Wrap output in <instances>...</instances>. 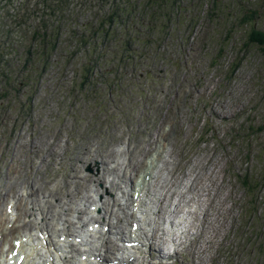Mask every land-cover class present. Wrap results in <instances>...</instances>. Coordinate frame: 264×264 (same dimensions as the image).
<instances>
[{"label":"rangeland","instance_id":"rangeland-1","mask_svg":"<svg viewBox=\"0 0 264 264\" xmlns=\"http://www.w3.org/2000/svg\"><path fill=\"white\" fill-rule=\"evenodd\" d=\"M109 4L0 0V218L17 200L29 226L35 217L23 212L43 205L61 181L52 205L74 211L85 203L82 213L62 217L73 220L69 233L78 234L79 220L82 230L95 220L109 226L112 248L100 239L86 252H100L102 264L123 256L118 234L131 238L133 221L144 245L128 248L123 264H264V45L246 35L252 25L264 31V0H192L167 44L149 51L136 41L126 74L113 79L100 65V80L81 89L76 70L88 58L66 36L81 22L95 24ZM119 16L123 25L127 13ZM45 26L63 36L39 70L43 42L33 31ZM73 165L79 176L103 178L64 184ZM139 182L145 214L136 219L130 207ZM92 202L109 213L91 220ZM10 224L0 221V230Z\"/></svg>","mask_w":264,"mask_h":264},{"label":"trees","instance_id":"trees-1","mask_svg":"<svg viewBox=\"0 0 264 264\" xmlns=\"http://www.w3.org/2000/svg\"><path fill=\"white\" fill-rule=\"evenodd\" d=\"M101 1L104 2V0ZM191 1L110 0L106 12L100 19H97L95 24H91L93 20L85 23L81 22L83 28L73 32L69 30V36L66 37L69 39V45L73 47V52L84 53L88 58L84 60L85 64L78 66L76 70L80 79L79 85L81 89H83L84 84L86 86L90 82L91 78L100 80L99 76L102 70L100 65L104 66L103 73L112 74L113 79H115L116 75H120L123 72L126 74L130 70V63L128 64V62L132 60V57L129 56L137 51L136 41H142L147 48H149L148 44H151V48H156V50H159L160 43L165 45V41L167 44V41L172 39L173 31L178 28L176 26L183 22L181 10H187ZM200 2L201 0H197L198 4ZM119 12L127 13L123 25H121ZM142 12L143 14H141ZM247 12L255 13L252 10ZM248 17L253 16L248 15ZM245 21V18H243L242 22L245 23ZM119 28L122 34L116 31ZM61 35L63 36V32L59 29L54 32L52 27L47 26L41 31H33V36L35 38L39 37L38 41L40 43L43 42L38 47L43 57L37 69L44 70L50 59L52 60L56 41ZM246 35L248 42L264 45V31L258 30L252 25ZM142 36L145 37L142 38ZM149 51H151L150 48ZM64 52L69 53V49L67 50L65 47ZM108 61L110 65L106 64ZM106 67L107 69H105ZM131 71H133L132 68ZM113 79L109 77L105 81L110 80L113 82ZM22 82L25 85H29L33 83V80L24 77ZM10 84L11 82L8 83L9 86Z\"/></svg>","mask_w":264,"mask_h":264},{"label":"bare ground","instance_id":"bare-ground-1","mask_svg":"<svg viewBox=\"0 0 264 264\" xmlns=\"http://www.w3.org/2000/svg\"><path fill=\"white\" fill-rule=\"evenodd\" d=\"M95 153H96V151H95ZM102 153H104V152H102ZM83 154L85 155L86 153H83ZM105 155L106 154L97 156V157H101L100 163H102V164L105 163V161L103 160V157H105ZM93 157H96V156H93ZM96 159L97 158H95L94 160H96ZM90 160H92V159H90ZM71 172H72V177H69V178L67 177L64 180V184L67 182L68 179L71 180L70 183H73L74 185H77V184H79V180H81V179H87V180L89 179V180H93V181H99V180H102V178H103L102 175H99L98 177H96V179L93 178V176L92 177L79 176L78 175L77 166H75V165L72 166ZM143 179H145V175H143ZM61 183H62L61 181L60 182H56L55 185H54V188L47 192V199H46L45 203H49V204L45 205V203H44L43 205H40L36 201L37 204L34 203L31 206V208H30L31 210H28L27 212H23L24 214H28L27 215L28 217L32 216V215L35 217L34 218L35 222L29 221V226L26 224L27 220H26V223H25V219H24L23 222H20L21 221L20 218H22L21 217L22 212H20V209H17V207H18L17 200H16V202H13L11 200L12 202H11V204L9 203L10 206H8V207L12 208L11 212H9L7 210L8 213L5 212L2 215V217L0 218L1 222L3 220H6L7 222H11L12 223L11 229L7 230V228H6L5 229L6 232L3 233L0 230V234H1L0 253H2V255H3L2 251L4 250L3 245L5 246L6 242H8L7 238H6L7 234L13 233L14 231L18 232L20 230L22 234L19 236V238H21V236H25L26 237V242L19 241L18 244H17V247L15 246V248L17 249V251H16L17 254L23 253L24 256H25L23 261L21 262V264H59L61 261H63V262L67 261L68 258H70L69 260L72 259V262L74 264L75 263L76 264H86L85 261H81L80 259L76 260L74 256L76 254V248L85 249V246L87 245L85 243V241H86V237H87L88 231H82L80 229V226L78 228H76L75 231L79 232L80 237L81 238L84 237L82 241L80 240V242H75L74 239H72L71 241H69L68 239H65L62 242L59 241V237L60 236H63V235L65 237L72 236L71 234H69V230L70 229L68 228L70 225L73 224L72 220H70V218H68V217L64 218V220L62 219V217L65 216L66 211H69V212H72V213H77V214L82 213L83 211H85L84 210L85 203H83V204L79 203L78 204L79 207L76 206L74 211L72 209L73 207L72 208L63 207L64 204L60 205V203H56V204L52 205V203H50V200L57 193V188L60 186ZM142 187H144V186H142ZM142 187L140 189H138V191H137L138 192V196L137 197L139 198V201L141 200V195L143 193L142 192L143 191ZM66 194L68 195V197H70L68 192ZM28 196H31V194L28 193ZM72 198L74 199L75 197H72ZM72 198L70 197V200H68L69 204H70V201L72 200ZM7 204L4 205L5 208L7 207ZM97 204H98L97 202L96 203L92 202L91 204H89V206L96 205L95 206V208H96ZM34 205H35V207H34ZM82 206H83V208H82ZM99 208L101 210H104L106 213H108V211L105 209V207L99 206ZM95 210H96V212H99L97 208ZM88 212H89V215L94 213V212H92L90 210ZM125 214L126 215H124L123 218H126L127 213H125ZM131 216L133 217L134 215L131 214ZM39 217H40V221L36 222V219L39 218ZM78 218L80 219V217H78ZM18 222H20V224H16ZM94 222H96V221H94ZM88 224H93V223H88ZM27 226H28V229H27ZM102 226H103V224H102ZM25 229H27V230H25ZM39 233H41V234L42 233H46V234H43V237H45V235H47V237L45 239V241H46L45 245L43 244L42 239L39 238V236H38ZM74 237H76V234L73 236V238ZM89 237H90V235H89ZM91 238H94L95 241H97L100 238H102L103 239V243L107 244L110 249L112 248V245H110L111 241L107 240L108 238H105V235H103V234H98V233L94 232ZM15 239H17V238L11 239V246H9L10 249L8 250V252H12V250L14 249V246H13L12 242ZM127 241H130V240H127ZM83 254H85V252H81L79 254V257L81 255H83ZM90 255H93V254L91 253L88 256H90ZM96 256H100L101 257V253L100 252L97 253ZM4 262H2V260H0V264H4Z\"/></svg>","mask_w":264,"mask_h":264}]
</instances>
